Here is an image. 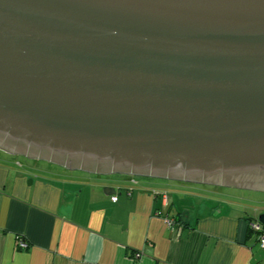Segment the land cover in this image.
Segmentation results:
<instances>
[{
	"label": "water",
	"instance_id": "95a60500",
	"mask_svg": "<svg viewBox=\"0 0 264 264\" xmlns=\"http://www.w3.org/2000/svg\"><path fill=\"white\" fill-rule=\"evenodd\" d=\"M0 150L264 191V0H0Z\"/></svg>",
	"mask_w": 264,
	"mask_h": 264
},
{
	"label": "crops",
	"instance_id": "0c3cea01",
	"mask_svg": "<svg viewBox=\"0 0 264 264\" xmlns=\"http://www.w3.org/2000/svg\"><path fill=\"white\" fill-rule=\"evenodd\" d=\"M21 157L0 150V264H264L255 217L210 194Z\"/></svg>",
	"mask_w": 264,
	"mask_h": 264
},
{
	"label": "rangeland",
	"instance_id": "374dc122",
	"mask_svg": "<svg viewBox=\"0 0 264 264\" xmlns=\"http://www.w3.org/2000/svg\"><path fill=\"white\" fill-rule=\"evenodd\" d=\"M24 158V157H21ZM40 164L45 166H50L53 170L62 171L69 174L74 175H85L90 176L93 178L100 177V178H106L110 175H96V174H89L77 170H67L62 167H59L57 165L45 162V161H39ZM132 178L139 179V180H149L157 183H169L178 185L179 188L181 187V191H187L186 189L189 188V193L195 196H200V194H196V192L201 191L202 193L210 194V199L219 200L222 202L223 205H231L232 207H235L239 210H244L248 215L251 217H257L259 214V211L264 209V191H252L248 189H240V188H233V187H224V186H216V185H207V184H200V183H192V182H183V181H175V180H168V179H161V178H151V177H143V176H132ZM184 198V197H183ZM189 198L188 200L185 199L188 203H192L194 201L195 203H200L199 198ZM221 204V205H222ZM182 205V202H181ZM221 205H218L221 207ZM217 206V208H219ZM216 208V209H217Z\"/></svg>",
	"mask_w": 264,
	"mask_h": 264
},
{
	"label": "built area",
	"instance_id": "2783aa9c",
	"mask_svg": "<svg viewBox=\"0 0 264 264\" xmlns=\"http://www.w3.org/2000/svg\"><path fill=\"white\" fill-rule=\"evenodd\" d=\"M134 181V180H133ZM126 195H130V192H126ZM112 200H116V196H112ZM165 221L167 224L171 225L173 223V219L165 218ZM250 229L256 234V238L260 244L261 247L264 248V226L257 220H251L249 223ZM18 246L22 249L26 248L28 246V242L24 240L23 238H19L18 240ZM139 254H136L138 256Z\"/></svg>",
	"mask_w": 264,
	"mask_h": 264
},
{
	"label": "trees",
	"instance_id": "16d2710c",
	"mask_svg": "<svg viewBox=\"0 0 264 264\" xmlns=\"http://www.w3.org/2000/svg\"><path fill=\"white\" fill-rule=\"evenodd\" d=\"M254 219H256V218H254ZM254 219H251V220H254ZM251 230V229H250ZM252 231V230H251Z\"/></svg>",
	"mask_w": 264,
	"mask_h": 264
}]
</instances>
